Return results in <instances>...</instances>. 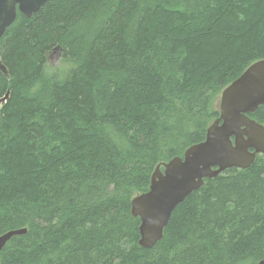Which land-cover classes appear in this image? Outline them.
<instances>
[{
	"label": "trees",
	"instance_id": "16d2710c",
	"mask_svg": "<svg viewBox=\"0 0 264 264\" xmlns=\"http://www.w3.org/2000/svg\"><path fill=\"white\" fill-rule=\"evenodd\" d=\"M58 47L73 65L43 79ZM264 59V0H51L0 39V264H257L264 155L226 170L138 245L131 200L204 140L221 92ZM264 125V106L248 115Z\"/></svg>",
	"mask_w": 264,
	"mask_h": 264
},
{
	"label": "water",
	"instance_id": "95a60500",
	"mask_svg": "<svg viewBox=\"0 0 264 264\" xmlns=\"http://www.w3.org/2000/svg\"><path fill=\"white\" fill-rule=\"evenodd\" d=\"M51 0H0V39L16 19L17 13L31 17ZM56 47L54 51H58ZM0 72L7 71L0 61ZM8 93L0 99L5 102ZM264 106V59L252 63L223 89L218 100V118L206 129L204 140L155 167L145 193L131 200V215L139 219L138 245L153 248L162 239L175 208L204 180L214 179L226 170L246 169L257 156L264 155V125L248 117ZM25 229L0 236V251ZM257 264H264V258Z\"/></svg>",
	"mask_w": 264,
	"mask_h": 264
},
{
	"label": "clouds",
	"instance_id": "9594fccd",
	"mask_svg": "<svg viewBox=\"0 0 264 264\" xmlns=\"http://www.w3.org/2000/svg\"><path fill=\"white\" fill-rule=\"evenodd\" d=\"M73 65L69 64L60 56L56 59L55 64L46 62L43 69V78L34 80L30 86L29 91L35 93L43 87V79H56L62 81L68 74Z\"/></svg>",
	"mask_w": 264,
	"mask_h": 264
},
{
	"label": "rangeland",
	"instance_id": "374dc122",
	"mask_svg": "<svg viewBox=\"0 0 264 264\" xmlns=\"http://www.w3.org/2000/svg\"><path fill=\"white\" fill-rule=\"evenodd\" d=\"M58 57H60V52L55 51L49 58L48 62L55 64V61Z\"/></svg>",
	"mask_w": 264,
	"mask_h": 264
}]
</instances>
